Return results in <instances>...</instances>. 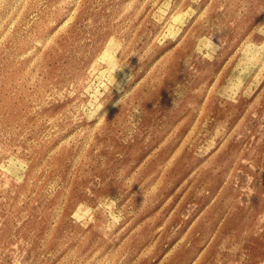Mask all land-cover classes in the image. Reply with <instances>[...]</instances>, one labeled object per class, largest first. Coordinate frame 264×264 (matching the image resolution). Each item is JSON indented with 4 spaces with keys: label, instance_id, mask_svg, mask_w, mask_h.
I'll use <instances>...</instances> for the list:
<instances>
[{
    "label": "rangeland",
    "instance_id": "1",
    "mask_svg": "<svg viewBox=\"0 0 264 264\" xmlns=\"http://www.w3.org/2000/svg\"><path fill=\"white\" fill-rule=\"evenodd\" d=\"M0 264H264V0H0Z\"/></svg>",
    "mask_w": 264,
    "mask_h": 264
}]
</instances>
